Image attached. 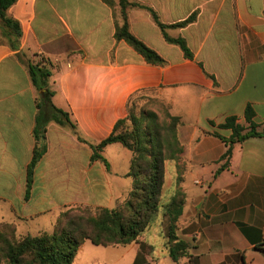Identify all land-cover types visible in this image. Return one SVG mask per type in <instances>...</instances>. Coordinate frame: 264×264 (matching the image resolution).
<instances>
[{
  "label": "crops",
  "instance_id": "0c3cea01",
  "mask_svg": "<svg viewBox=\"0 0 264 264\" xmlns=\"http://www.w3.org/2000/svg\"><path fill=\"white\" fill-rule=\"evenodd\" d=\"M134 1L152 7L168 25L196 14L185 26L166 28L169 36L186 39L194 57L165 38L146 8L129 9L131 31L166 64L149 63L117 40L119 0L114 5L17 0L10 7L8 15L20 24L21 35L1 28L0 222L35 235L52 231L60 212L70 207H115L133 186L128 175L133 153L121 142L111 143L102 152L107 166L92 160L90 143L108 137L127 116L129 99L144 92L181 120L186 202L177 233L192 248L174 261L160 218L127 245L86 240L72 264H264V136L234 143L229 165L219 170L233 134L220 126L227 117L235 115L247 125L250 104L259 129L264 128V0ZM44 58L52 65L53 103L70 113L88 142L69 126L49 121L47 151L27 199L39 112L30 63Z\"/></svg>",
  "mask_w": 264,
  "mask_h": 264
},
{
  "label": "trees",
  "instance_id": "16d2710c",
  "mask_svg": "<svg viewBox=\"0 0 264 264\" xmlns=\"http://www.w3.org/2000/svg\"><path fill=\"white\" fill-rule=\"evenodd\" d=\"M17 0H0V33L2 27L11 29L17 36L21 35L20 24L9 17L8 11ZM110 5L115 0H104ZM120 19L116 20L115 37L125 40L138 51L149 63L164 65L166 60L143 40L138 38L130 28L128 11L133 7L149 10L161 27L165 38L178 44L188 58L194 54L183 37L173 38L168 35L169 26H185L196 19V14L185 21L168 25L159 19L158 13L147 5L134 0H119ZM30 74L35 88L39 92L37 101L38 115L34 128L36 146L28 166L27 191L28 199L34 181L35 168L47 151L45 143L47 123L55 121L69 126L78 138L82 137L78 125L70 113L58 108L52 101L55 90L52 89L51 61L42 59L30 63ZM146 97L149 104L137 109L136 99ZM164 115L163 118L161 116ZM255 110L248 105L245 110L247 125L238 121L235 115L229 116L220 124L231 128L233 134L230 146L223 155L226 163L219 170L228 166L233 153V144L250 137L264 136V128L259 129L255 122ZM180 117L171 113L167 105L147 95L137 93L129 99L128 114L119 119L112 133L97 144L90 143L92 160L108 161L102 155L104 148L114 142H121L129 148L133 155L128 173L133 177V186L127 196L120 198L115 207L74 206L60 212L52 231L39 234H22L13 222H0V264H72L81 245L91 240L96 245H127L139 241L143 232L160 216L168 218L167 243L174 261L188 256L192 245L181 238L178 233V220L183 213L186 194L181 186L185 164L182 163L184 147L178 136ZM176 162L174 185L169 196L164 198L163 188L166 180L165 161ZM142 245H145L142 243Z\"/></svg>",
  "mask_w": 264,
  "mask_h": 264
},
{
  "label": "rangeland",
  "instance_id": "374dc122",
  "mask_svg": "<svg viewBox=\"0 0 264 264\" xmlns=\"http://www.w3.org/2000/svg\"><path fill=\"white\" fill-rule=\"evenodd\" d=\"M148 99L146 97H140L136 99V103H137V109L139 110L140 107H142L145 104H149V102H147ZM164 115L161 116V118H163ZM165 170H166V180H165V184H164V188H163V196L164 198L169 196V193L171 192V189L173 188L174 185V179H175V172H176V167H175V162L172 160H166L165 161ZM162 218V227L163 228H167L166 229V235H167V230H168V218L166 216H160L157 218V220L151 225L153 228V225L157 224V221ZM147 230V229H146ZM145 232H143L142 237L145 236ZM19 233V232H18ZM20 234V233H19ZM22 235V234H20ZM148 237V236H147ZM168 246V245H167ZM111 249V248H110ZM122 249V248H120ZM109 252V254L111 253L110 250H107ZM108 254V255H109ZM112 256V255H109ZM90 257H97V254H89L87 255V258ZM1 264H5V263H1Z\"/></svg>",
  "mask_w": 264,
  "mask_h": 264
}]
</instances>
